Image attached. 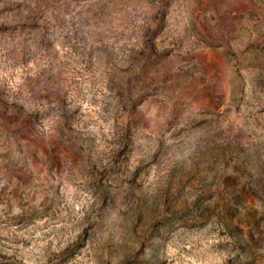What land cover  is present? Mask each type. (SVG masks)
Masks as SVG:
<instances>
[{
    "label": "rangeland",
    "instance_id": "rangeland-1",
    "mask_svg": "<svg viewBox=\"0 0 264 264\" xmlns=\"http://www.w3.org/2000/svg\"><path fill=\"white\" fill-rule=\"evenodd\" d=\"M0 264H264V0H0Z\"/></svg>",
    "mask_w": 264,
    "mask_h": 264
}]
</instances>
